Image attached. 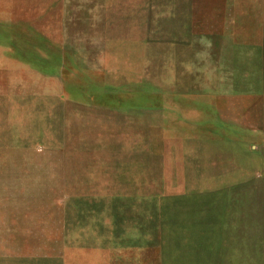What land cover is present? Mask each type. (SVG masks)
Returning a JSON list of instances; mask_svg holds the SVG:
<instances>
[{"label":"rangeland","instance_id":"1","mask_svg":"<svg viewBox=\"0 0 264 264\" xmlns=\"http://www.w3.org/2000/svg\"><path fill=\"white\" fill-rule=\"evenodd\" d=\"M9 38L65 155L0 157L54 171L2 167L0 264H264V0H0Z\"/></svg>","mask_w":264,"mask_h":264},{"label":"crops","instance_id":"2","mask_svg":"<svg viewBox=\"0 0 264 264\" xmlns=\"http://www.w3.org/2000/svg\"><path fill=\"white\" fill-rule=\"evenodd\" d=\"M63 64L34 61L31 56L18 53L15 39L0 40V157H42L56 154L64 156V143L56 150L49 147V119L57 118V125L65 124V101L63 100ZM54 75H60L61 98L50 108V83ZM58 95V94H57ZM64 132V128H60ZM9 166L11 172L38 174L49 171L42 164H0ZM56 179L65 181L64 166H57ZM37 174V175H36ZM19 179L25 176H18Z\"/></svg>","mask_w":264,"mask_h":264}]
</instances>
